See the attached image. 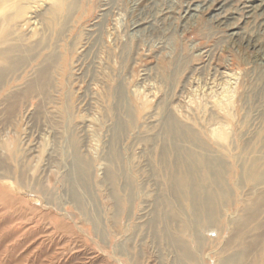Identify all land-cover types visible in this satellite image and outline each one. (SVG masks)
I'll list each match as a JSON object with an SVG mask.
<instances>
[{
    "label": "rangeland",
    "instance_id": "rangeland-1",
    "mask_svg": "<svg viewBox=\"0 0 264 264\" xmlns=\"http://www.w3.org/2000/svg\"><path fill=\"white\" fill-rule=\"evenodd\" d=\"M71 1V9L59 15L56 28H48V10ZM8 4L0 10V49L20 47L17 53L24 64L7 75L5 85L0 84V188L19 197L20 203L0 204V240L10 239L0 245V264H121L118 258H126L114 254L116 244L134 233V225L141 231L130 241L128 257L133 263L172 264L174 254L162 237L145 234L142 225L149 217L156 185L148 173V146L137 138L160 119L155 109L159 100L198 130L210 153L223 154L232 203L222 207L220 216L224 221L239 212L242 194L251 187L242 179L241 166L249 164L257 154L253 150L262 145L240 139L257 95L247 87L258 72L264 73V63L242 41L194 18L180 23L177 14L183 0H10ZM166 9L175 15L171 23L160 21ZM144 21L152 25L136 28ZM50 52L58 58L47 95L25 93L14 97L13 103L7 100L24 88ZM117 87L137 125L129 128L119 146L126 162L138 171V181L126 211L130 218L122 214L119 223L110 226L107 214L112 199L101 182L107 168L102 155L113 122L107 109L114 100L107 99V92ZM218 130L222 139L212 134ZM71 134L80 155L91 161L93 195L104 216L102 234H94L67 193L64 174L69 152L64 145ZM26 202L32 209L25 212ZM63 209L71 231L58 229L56 222L43 217L46 210L62 214ZM210 255L202 264H216L217 258Z\"/></svg>",
    "mask_w": 264,
    "mask_h": 264
},
{
    "label": "bare ground",
    "instance_id": "bare-ground-1",
    "mask_svg": "<svg viewBox=\"0 0 264 264\" xmlns=\"http://www.w3.org/2000/svg\"><path fill=\"white\" fill-rule=\"evenodd\" d=\"M9 1L1 0L0 10L8 7ZM183 1L185 4L177 14L180 23L190 18L203 24L210 23L217 31L242 41L246 50L256 60L264 63V0ZM71 7L72 1L69 4L59 2L56 8L49 9L46 13L48 28H56L59 15L68 12ZM174 18L170 9L161 11L162 23L167 20L171 23ZM143 24L152 25L151 22L144 21L138 23L136 28H142L139 25ZM57 32L60 33L61 30L57 29ZM19 49L21 50L18 46L0 49V84L5 85L7 75L14 74L24 64V58L17 53ZM57 58L54 52L47 54L35 67L34 74L27 79L24 88L12 93L7 100L12 102L14 97L25 93L47 95V90L51 87V70ZM248 88L256 91L257 95L254 97V112L248 126H242L245 119L240 121L244 128L240 139H251L262 145L253 150L257 154L251 156L250 163L241 166L242 179L251 182L247 193L242 194L245 196L243 205L239 207L237 214L224 221L220 211L232 201L227 196L229 191L223 154L210 153L209 146L198 130L179 120L166 105V101L159 100L155 109L160 119L151 122L137 138L148 146V173L156 185L149 202L152 206L149 217L142 224L143 231L145 234L151 233L158 240L162 237L166 248L174 254L172 264H202L205 258L212 256L210 254L217 258V262L214 261L216 264H264V73L258 72L257 78L247 90ZM109 90L107 99L111 101L113 98L114 105L109 106L107 112L111 113L113 122L108 128V139L102 155L107 168L101 182L109 188L112 205L107 217L109 225L115 226L122 214H127V219L130 218L126 211L136 194L134 189L138 180L135 175L138 171L130 162H126L119 145L127 138L129 128L137 125L121 88ZM212 134L218 139L223 137L221 130ZM64 148L69 152L68 159L65 158L69 168L64 174V183L73 209L92 228L94 234H102L104 216L93 195L91 161L80 155L78 141L72 134L68 136ZM3 203L5 206L16 205L20 203V198L10 197V193L0 188V204ZM24 204L25 212L32 209L28 202ZM64 210L62 214L58 210L57 213L46 210L43 217L56 222V228L71 231L73 226L67 224ZM142 217L143 215L138 219ZM137 227L134 225V233L116 244L114 254L126 258H118L121 264H134L128 255H132L130 241L133 242L141 231ZM225 230H228L227 235L221 243L219 239L224 237L222 234ZM9 240L1 239L0 245Z\"/></svg>",
    "mask_w": 264,
    "mask_h": 264
}]
</instances>
